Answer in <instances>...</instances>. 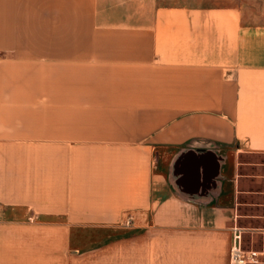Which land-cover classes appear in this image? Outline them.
Returning <instances> with one entry per match:
<instances>
[{
	"label": "crops",
	"instance_id": "1",
	"mask_svg": "<svg viewBox=\"0 0 264 264\" xmlns=\"http://www.w3.org/2000/svg\"><path fill=\"white\" fill-rule=\"evenodd\" d=\"M262 158L264 16L0 0V264H264Z\"/></svg>",
	"mask_w": 264,
	"mask_h": 264
},
{
	"label": "rangeland",
	"instance_id": "2",
	"mask_svg": "<svg viewBox=\"0 0 264 264\" xmlns=\"http://www.w3.org/2000/svg\"><path fill=\"white\" fill-rule=\"evenodd\" d=\"M161 4H177L179 6H211V7H230L238 6L242 9L245 15L251 16H264V0H159ZM155 166L158 170L164 168L165 162L161 159V156L156 155ZM264 160V158H262ZM89 231H93L89 229ZM93 232H96L97 236L108 238V234L116 235L120 234V229H107L97 228ZM94 237L89 235L87 238ZM96 237V236H95ZM110 238V237H109Z\"/></svg>",
	"mask_w": 264,
	"mask_h": 264
},
{
	"label": "built area",
	"instance_id": "3",
	"mask_svg": "<svg viewBox=\"0 0 264 264\" xmlns=\"http://www.w3.org/2000/svg\"><path fill=\"white\" fill-rule=\"evenodd\" d=\"M253 254H254V252H253ZM231 256H232L233 260H237L238 259V256H237L236 252H234V251H232ZM238 262L241 263L242 260L238 259Z\"/></svg>",
	"mask_w": 264,
	"mask_h": 264
}]
</instances>
